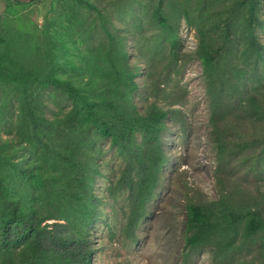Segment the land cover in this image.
Instances as JSON below:
<instances>
[{"label":"trees","instance_id":"16d2710c","mask_svg":"<svg viewBox=\"0 0 264 264\" xmlns=\"http://www.w3.org/2000/svg\"><path fill=\"white\" fill-rule=\"evenodd\" d=\"M4 1L0 264H92L91 231L102 204L91 179L98 172L92 156L98 138L109 139L123 165L106 176L105 192L117 209L115 224L105 227L111 237L117 231L136 244L138 223L166 160L160 135L168 116L180 118L177 110L156 102L165 92L161 85L180 71L177 61L186 57L176 22L180 17L195 31L193 53L207 85L216 165L237 157L251 162L252 173L258 165L264 174L259 163L264 157L259 0H51L52 15L37 30L40 38L21 14L31 3ZM131 36L134 58L148 46L157 60L167 54L155 79L148 78L146 67L141 110L130 99L139 88L138 66L128 63ZM51 95L68 105L60 108L63 119L57 125L45 114L53 115L46 104ZM10 108L15 110L11 115ZM54 130L59 132L54 135ZM234 200L225 189L215 200L186 203L185 262L205 249L212 264H264V203ZM251 252L263 257L249 260Z\"/></svg>","mask_w":264,"mask_h":264},{"label":"rangeland","instance_id":"374dc122","mask_svg":"<svg viewBox=\"0 0 264 264\" xmlns=\"http://www.w3.org/2000/svg\"><path fill=\"white\" fill-rule=\"evenodd\" d=\"M28 3L31 4L22 9L21 14L30 20L31 32L39 37L37 30L44 29L47 18L52 15L51 0H34ZM4 7L5 1L0 0V15H3ZM258 9L262 26L256 29V36L264 46V0H259ZM176 22L181 52L186 57L183 56L181 62L177 61L180 71L172 72V80L161 85L165 92L157 97L156 102L165 109L177 110L180 118L170 120L168 116L166 130L160 135L166 160L157 177L153 197L147 202L145 217L138 223L137 241L134 245L122 240L117 231L111 237L105 227L106 222L115 224L117 209V204L112 199L109 200L105 192L108 185L106 176L117 173L123 165L121 159L113 153L108 138L95 139L92 156L94 164L98 165V172L91 173L92 192L100 197L102 204L100 219L94 222L91 231L92 264H212L209 252L205 249L196 251L192 256L188 255L189 260L184 261L186 203L199 197L215 200L225 189L240 204L264 203V174L260 173V166L257 165L256 173H252L249 170L251 162L237 157L227 160L223 167L216 165L207 85L201 65L193 53L196 46L195 31L183 17ZM133 44L134 37L131 36L127 40L128 63L130 68L134 63L138 66V74L134 80L139 88L137 93H131L130 99L141 110L146 67L150 70L148 78L155 79L164 68L167 54L157 60L151 56L148 46L143 50V56L136 59ZM71 53L74 55L73 51ZM261 82L259 91L263 96L264 69ZM153 100L151 96L148 98L149 102ZM46 104L54 109L51 111L54 116L50 110L45 111L47 118L55 120L57 125L63 119V110L60 108L65 107L67 110L68 105L62 102L59 95L47 96ZM13 111L15 110L10 108L9 114ZM58 132L54 130V135ZM1 138H5L2 133ZM259 163L264 168V157H259ZM260 252L264 255V247ZM261 253L251 252L248 258L257 262L258 257H263Z\"/></svg>","mask_w":264,"mask_h":264},{"label":"water","instance_id":"95a60500","mask_svg":"<svg viewBox=\"0 0 264 264\" xmlns=\"http://www.w3.org/2000/svg\"><path fill=\"white\" fill-rule=\"evenodd\" d=\"M12 1L28 3V2H31V1H34V0H12Z\"/></svg>","mask_w":264,"mask_h":264}]
</instances>
